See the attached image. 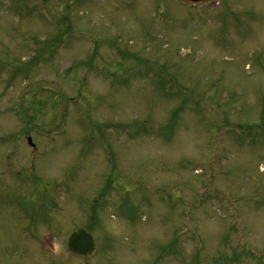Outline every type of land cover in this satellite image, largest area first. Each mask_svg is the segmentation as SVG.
Here are the masks:
<instances>
[{"label": "rangeland", "instance_id": "374dc122", "mask_svg": "<svg viewBox=\"0 0 264 264\" xmlns=\"http://www.w3.org/2000/svg\"><path fill=\"white\" fill-rule=\"evenodd\" d=\"M9 167L0 264H264V0H0Z\"/></svg>", "mask_w": 264, "mask_h": 264}, {"label": "water", "instance_id": "95a60500", "mask_svg": "<svg viewBox=\"0 0 264 264\" xmlns=\"http://www.w3.org/2000/svg\"><path fill=\"white\" fill-rule=\"evenodd\" d=\"M190 4H205L210 1L215 0H183ZM29 140V139H28ZM68 247L75 253L87 257L88 253L92 250L93 238L92 236L85 232L83 229H78L72 232L67 240Z\"/></svg>", "mask_w": 264, "mask_h": 264}, {"label": "bare ground", "instance_id": "6f19581e", "mask_svg": "<svg viewBox=\"0 0 264 264\" xmlns=\"http://www.w3.org/2000/svg\"><path fill=\"white\" fill-rule=\"evenodd\" d=\"M27 139V142L28 143H30L31 144V140H30V137H27L26 138ZM29 139V140H28ZM33 145V144H32ZM35 165V163L33 162V160H30L29 162H28V164H27V167L28 168H30V167H33ZM59 188V187H58ZM84 231H85V229H83ZM69 237L67 236V239H68ZM93 244H94V246H93V248H92V250L88 253V255H87V257H83L82 255H80V254H73V255H75V256H77V257H80V258H82V259H88L89 257H91V255H92V253L94 252V250H95V247H96V249H97V243H96V245H95V240H94V238H93ZM167 245H169V244H167ZM166 245V246H167ZM66 246H67V248H68V250L70 251V252H73L69 247H68V244H67V240H66ZM166 249H167V247H166ZM166 254H170V250H166L164 253H163V258H165V257H167V255ZM161 256H162V254H158L157 255V257H155V259H153L152 260V262H151V264H160L161 263ZM170 256H171V254H170ZM166 261V260H165Z\"/></svg>", "mask_w": 264, "mask_h": 264}]
</instances>
